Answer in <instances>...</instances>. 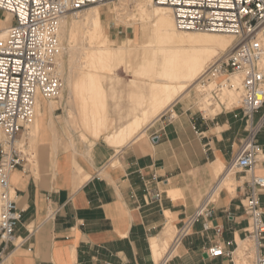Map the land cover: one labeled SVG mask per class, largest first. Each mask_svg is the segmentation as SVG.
<instances>
[{"label": "crops", "instance_id": "crops-1", "mask_svg": "<svg viewBox=\"0 0 264 264\" xmlns=\"http://www.w3.org/2000/svg\"><path fill=\"white\" fill-rule=\"evenodd\" d=\"M246 120L241 109L211 119L186 112L154 121L148 138L120 148L106 141L73 147L53 131L55 120L45 102L37 149L11 175L23 210L16 229L21 243L10 244L0 264H241L238 252L248 226L244 173L233 176L232 189L222 187L214 202L213 225L221 233L203 231L197 222L178 255L164 261H156L151 238L164 242L171 226L180 228L195 212L211 190L214 173L220 174L214 164H229L249 135ZM253 123L260 126L256 139L262 148L255 174L264 176V106L254 113ZM162 187L161 200L153 199L149 190ZM260 204L264 210V191ZM215 242L233 251V257H209L205 250Z\"/></svg>", "mask_w": 264, "mask_h": 264}, {"label": "built area", "instance_id": "built-area-1", "mask_svg": "<svg viewBox=\"0 0 264 264\" xmlns=\"http://www.w3.org/2000/svg\"><path fill=\"white\" fill-rule=\"evenodd\" d=\"M107 0H0V10L12 15L5 39L0 40V260L10 244L17 242L16 229L23 219L18 206L11 175L23 166L28 153L18 144L19 134L33 122L39 98H56L62 89V77L57 67L59 23L66 14L91 4ZM170 6L176 26L183 31L206 30L235 36L232 52L226 60L214 63L208 70L206 85L215 80L216 96L230 82L233 74L241 76V99L233 108H240L250 121L249 135L232 161L230 171L237 169L246 176L247 191L243 207L248 216L246 247L241 264H264V210L260 194L264 191V176L255 174L262 148L256 134L260 129L253 115L264 106V0H153ZM228 82V83H227ZM206 87V86H205ZM216 186V185H215ZM215 186L179 228L170 258L183 238L197 222L203 231L222 228L213 225ZM155 200L160 192L149 190ZM241 246V245H240ZM205 252L209 257L230 256L222 244L215 242ZM162 264V263H161Z\"/></svg>", "mask_w": 264, "mask_h": 264}, {"label": "bare ground", "instance_id": "bare-ground-1", "mask_svg": "<svg viewBox=\"0 0 264 264\" xmlns=\"http://www.w3.org/2000/svg\"><path fill=\"white\" fill-rule=\"evenodd\" d=\"M129 1L135 6L138 15L151 24L152 28V33L146 36L140 45V48L151 49L152 53L142 57L138 62L137 69L131 70L137 74V78L141 75L148 80L147 93L138 91L141 84L137 80H133L131 83L132 93L135 94L138 91L142 94L138 104L140 106L145 103L148 105L142 108L140 113L133 111L135 113H132V117L129 113L131 119L118 127L114 126V119L100 107L103 108L106 103L104 82L112 79L114 72L122 67L132 69L130 58L127 56V48L123 45L118 47L108 45L110 41L103 26L102 11L97 5L72 13L71 23L66 18L68 14L63 16L59 23L56 61L58 71L65 79L63 83L65 85L62 86L58 95L60 96L59 100L50 99V112L52 115L53 111L59 107L65 95V89H67L68 104L71 108L68 112L69 117L73 119L75 124L78 121V126L83 127L94 138V140H90V145L87 143L89 148L94 145L95 140L101 137L113 147H123L142 137L148 124L154 122L181 96H188L193 88L200 95L209 90L211 92L215 86V80H209L205 87L200 83V79L206 76L210 63H216L218 59L222 58L221 55L226 52V56H229L234 48L236 39L234 35L223 32L178 29L170 6L156 4L153 0ZM126 5L123 2L115 4L111 10H124ZM11 18V14L6 18H0V40L5 39L9 29L6 22ZM262 29L264 31V26ZM64 38L77 40V45H71L68 49L65 48L61 45ZM65 50L70 55L67 77L63 75L66 64L63 62ZM74 67L77 68L76 71L73 70ZM229 80L227 85L224 83L225 86L221 89L218 100L220 99L226 105L238 104L241 99V76L233 74ZM201 101L199 104L205 105L216 102L213 96L207 97V95H203ZM44 105L45 101L37 100L36 117L30 131L38 133L39 117L42 115ZM213 108L212 110L216 111ZM25 128H28V125ZM18 144L23 146L25 142H22L19 137ZM214 166H217V170H219L224 165L221 161H217ZM231 178L229 172H226L216 183L214 195L218 196L217 193L221 191L223 186L227 185V181L231 183ZM151 239L156 261L162 259L163 256L166 257L171 252L170 245L172 246V243L170 244V240L168 241L169 238L163 242V245L159 243L157 238ZM241 244L243 247L240 248L239 252L237 251L238 256L243 255L247 243L242 242ZM164 247H167L165 254L163 253Z\"/></svg>", "mask_w": 264, "mask_h": 264}, {"label": "rangeland", "instance_id": "rangeland-1", "mask_svg": "<svg viewBox=\"0 0 264 264\" xmlns=\"http://www.w3.org/2000/svg\"><path fill=\"white\" fill-rule=\"evenodd\" d=\"M122 2L127 4L124 10H120V11H112L111 10V8L114 7L115 4H120ZM95 5H97L99 7V9L102 11L103 26H104L105 32L108 34V39L110 41L108 45H111L114 47H118L121 45L125 46L127 48V56L130 58V61H131L130 65H131L132 69L128 68V67L127 68L122 67V68H120L114 72L112 79H108L104 82V88L106 91V98H105L106 103H105V106H103V108H102V106L100 108L104 109V112L108 116H110L114 119L113 120L114 126L118 127V126L122 125L123 123L129 121L135 112L140 113L142 108H144L148 105L146 103L143 106H140V104H138V102L140 101V95H142L141 93H147L148 80L144 76H141V75L138 76V78H137V74L131 70L137 69L138 62L142 57L151 55V53H152L151 49L140 48V45L144 42V40L146 39V36H148L150 33H152V28H151V24H149L146 20L142 19L140 17V15H138L135 6H133V4H131V2L129 0H107L103 3L91 4L85 8L92 7ZM85 8H83V9H85ZM83 9H81V10H83ZM75 12H77V11H73V12L68 13L66 18L68 19L69 23H71V21H72V17H73L72 13H75ZM8 15H9L8 13H5V12L0 10V18H2V17L6 18V17H8ZM11 22H12V18L6 22L8 27H10ZM197 31L198 32L199 31L205 32L206 30H197ZM206 32H208V31H206ZM68 41L69 42L71 41V42L69 43ZM61 43H62L61 45H63L65 48L68 49V47H71V45L72 46L77 45V40H74V39L71 40L69 38H67V39L64 38ZM224 54H223L224 56L221 55L222 58L218 59L216 62H218L219 60H220V62L226 60L228 57V56H226L227 52ZM63 62L66 63L63 75H66V77H67L68 73H69L68 66H69V62H70V55L67 53V50H65V54L63 55ZM213 64L210 63L211 66ZM210 65L208 67L209 69L211 67ZM75 68L76 67H74L73 70L76 71L77 68L76 69ZM207 74H208V72L205 74L206 78H207ZM61 77H62V86H63V85H65V84H63L65 79L63 78L62 75H61ZM202 78H204V76ZM133 80H137L138 83L141 84V87H139V90H138L141 93H139L138 91L135 94L132 93L131 83ZM200 80H201L200 83L203 84L202 83L203 79H200ZM64 94L65 95H64L62 101L60 102L59 107H57V109L54 110L53 114H52V118L55 120V124H56L53 126V131L55 133H60L61 140H63V141L65 140L68 145H71L73 147L88 146V145H90L91 141L94 140V138L89 133H87L83 127L78 126V121H77V124H75L73 122V119L69 117L68 112L71 110V108L68 104L69 94H68L67 89H65ZM199 95L200 94H198L196 92V89L193 88L192 91L188 95L189 97H187L186 95L181 96V100L177 101L173 105V107H170V109H167L166 111H164L158 117V119L156 121L162 122V121H165L166 119L174 120L175 118H178L181 113H186V112L187 113L195 112L196 114L200 115L203 118H210L211 119V118H215L217 115H219L221 113H224L225 111L240 110V108H233V106L237 105V103L236 104L234 103L233 105L232 104L226 105L225 103L223 104L220 99L218 100L219 96L215 95L213 88L211 89V92H210V90L206 91V92H204L203 95H205V96L207 95V97L213 96L214 101L217 102V103L214 102L213 103L214 105L213 104L210 105V103L207 105L199 104V102L201 101V99L203 97V95H200V96ZM39 99L43 100L47 103L50 101V99H46V98H39ZM56 99L59 100L60 96L53 98V100H56ZM218 104H219V106H218ZM213 106H214V108H213ZM133 108H134V110H133ZM212 108L216 109V111L212 110ZM133 111H135V112H133ZM47 113L48 112L46 110L44 115H46ZM129 113H131V115ZM128 114L131 117H129ZM49 116H50V114H49ZM35 117H36V114H35ZM34 121H35V118H34L32 123L28 124V128L21 130V132L19 134V137H23L26 140L27 145L22 148L24 150V152H26V153H30L31 151L37 149L36 148V142H37V139L39 138L40 132L37 133L34 131H30L31 125L34 123ZM246 121H248V120H246ZM152 123L150 125L148 124L147 128L148 129L152 128L151 132H154L156 125H153L154 123L153 124ZM147 128H146V130H148ZM149 133H150V131L146 132L143 135V138H148ZM0 135H1L0 141H2L4 139V133L2 130H0ZM97 141H105V139L103 137H101V138L95 140V142H97ZM244 141H243V143H244ZM22 142H25V141H22ZM87 143H89V144L87 145ZM232 161L229 164L224 165L221 169H219L217 171L220 174L214 173V182H213L212 187L216 185V183L219 181V179H221L226 172L227 173L229 172V177H233V176L235 177L236 174L239 175V174L243 173V172L238 171L237 169H233L232 171H229L231 169V166H232ZM227 182H228L227 185L223 186V188L232 189V188H230L231 183L229 181H227ZM236 184H237V182L235 180V186H236ZM159 192H160L161 198H162L163 195L165 194L163 187L161 189H159ZM220 193H221V191L219 193H217L218 196L217 195H215V196L219 198ZM167 216L168 217L171 216L169 211H167ZM169 223H170L169 226H171V224H172L171 218H169ZM169 226H167V227H169ZM171 227H172V229L166 238V239L169 238L168 241L170 240V244L173 243V240H174V238H175V236L179 230V228L177 229L176 227L175 228H173V226H171ZM159 243L161 245L164 244L163 242H159ZM170 248H171V245H170ZM165 249H167V247H164L163 253L166 251ZM178 253H179L178 247H176L175 251L171 254V258L174 257L175 255H178ZM159 258H161V257H159ZM163 258H164V256H163ZM162 259H160V260H162ZM160 260H158V261H160Z\"/></svg>", "mask_w": 264, "mask_h": 264}, {"label": "water", "instance_id": "water-1", "mask_svg": "<svg viewBox=\"0 0 264 264\" xmlns=\"http://www.w3.org/2000/svg\"><path fill=\"white\" fill-rule=\"evenodd\" d=\"M153 139H154L155 141H157V140H158V138H157V137H154Z\"/></svg>", "mask_w": 264, "mask_h": 264}]
</instances>
